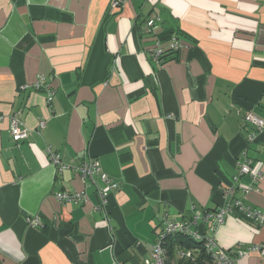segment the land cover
Returning a JSON list of instances; mask_svg holds the SVG:
<instances>
[{
    "label": "crops",
    "instance_id": "1",
    "mask_svg": "<svg viewBox=\"0 0 264 264\" xmlns=\"http://www.w3.org/2000/svg\"><path fill=\"white\" fill-rule=\"evenodd\" d=\"M119 1L0 0V264H150L165 217L231 198L264 213V126L245 119L264 120V0ZM12 116L28 138H11ZM89 159L117 183L103 205L99 175L77 168ZM246 160L260 177L235 181ZM206 232L225 250L264 244L232 213ZM193 245L165 241L168 260Z\"/></svg>",
    "mask_w": 264,
    "mask_h": 264
},
{
    "label": "built area",
    "instance_id": "2",
    "mask_svg": "<svg viewBox=\"0 0 264 264\" xmlns=\"http://www.w3.org/2000/svg\"><path fill=\"white\" fill-rule=\"evenodd\" d=\"M119 0H110V13L115 12L119 9ZM155 19H149L147 26L151 27L154 24ZM171 48L178 47L176 39H172ZM162 49L156 47L152 51L154 59H158L162 53ZM35 87H40L39 83L35 84ZM52 99V92H48V101ZM245 119L252 124L263 127L264 120L258 118L251 112L245 114ZM39 128L45 126L44 120H40ZM9 130L11 138L14 141H20L28 138L29 131L21 127L20 120L16 116L10 118ZM254 140V138H253ZM51 164L57 169L62 170L68 168L69 165L64 164L60 160L58 153L54 152L50 148L48 149ZM261 164L256 160H246L243 163H239V174L234 178L237 181L238 177L246 174L249 175L252 180H257L260 177ZM81 173L82 178L92 177V175H99L104 185L101 190L97 192L100 199V204L105 203V194L108 191L114 190L117 183L106 173L100 170L99 162L95 159H89L82 165L77 167ZM229 191V193H231ZM57 199L61 201H73V202H86L88 197L83 191L65 192L58 191L55 193ZM235 214L248 222L264 225V213L260 210L253 209L243 203L240 199L231 198L224 201L223 204L218 206L212 211H199L194 208V211L189 219L184 220H171L165 217L162 221L164 227L163 230L158 234L156 241L152 245V262L150 264H236L237 258L242 257L251 252H258L261 256H264V244H252L250 246H237L233 249L225 250L217 247L214 237L208 234L206 231L209 228L217 226L224 222L226 215ZM187 235L192 238L195 243L192 247L181 249L178 252V263L169 261L167 252L165 249L166 237L169 235Z\"/></svg>",
    "mask_w": 264,
    "mask_h": 264
},
{
    "label": "trees",
    "instance_id": "3",
    "mask_svg": "<svg viewBox=\"0 0 264 264\" xmlns=\"http://www.w3.org/2000/svg\"><path fill=\"white\" fill-rule=\"evenodd\" d=\"M166 241H167V244L174 243L175 241H177L181 244L184 243V244H188V245H189V243H194V244L197 243L192 238H190V237L185 238L182 235L167 236Z\"/></svg>",
    "mask_w": 264,
    "mask_h": 264
},
{
    "label": "water",
    "instance_id": "4",
    "mask_svg": "<svg viewBox=\"0 0 264 264\" xmlns=\"http://www.w3.org/2000/svg\"><path fill=\"white\" fill-rule=\"evenodd\" d=\"M72 77V81H68L67 82V84L64 86V89H68V88H72V87H74L75 85H76V81H75V75H74V73H70V74H67V77ZM62 77H63V75H62ZM64 78V77H63ZM67 80H68V78H67ZM63 81V80H62ZM64 82V81H63Z\"/></svg>",
    "mask_w": 264,
    "mask_h": 264
}]
</instances>
